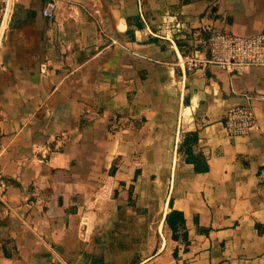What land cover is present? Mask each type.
<instances>
[{
    "label": "crops",
    "instance_id": "1",
    "mask_svg": "<svg viewBox=\"0 0 264 264\" xmlns=\"http://www.w3.org/2000/svg\"><path fill=\"white\" fill-rule=\"evenodd\" d=\"M48 1L0 0V264H264V66L179 63L264 0ZM238 105L258 133L227 134Z\"/></svg>",
    "mask_w": 264,
    "mask_h": 264
},
{
    "label": "built area",
    "instance_id": "2",
    "mask_svg": "<svg viewBox=\"0 0 264 264\" xmlns=\"http://www.w3.org/2000/svg\"><path fill=\"white\" fill-rule=\"evenodd\" d=\"M56 6L55 0H49L43 9V14L52 16ZM12 7L13 0H4L3 11H6L7 18L11 14ZM179 63L187 72L216 65L231 74L242 75L252 66H264V32L251 36L214 32L207 40L205 51H195L182 56ZM259 98L264 100V94H260ZM224 127L230 137L258 133L261 129L251 105H238L226 110ZM1 187H5L4 182H1Z\"/></svg>",
    "mask_w": 264,
    "mask_h": 264
},
{
    "label": "trees",
    "instance_id": "3",
    "mask_svg": "<svg viewBox=\"0 0 264 264\" xmlns=\"http://www.w3.org/2000/svg\"><path fill=\"white\" fill-rule=\"evenodd\" d=\"M197 141V133H189V135H186L185 142L181 149L184 150V152L188 156H190L192 154L193 147L196 145ZM202 162H204V159L201 156L194 159V163L196 164L197 169H200L198 165ZM207 168V164L204 165L203 169ZM170 206H172V200L170 201ZM166 222L173 232V239H178L180 231L186 226V220L183 212L172 209V211H170L166 216Z\"/></svg>",
    "mask_w": 264,
    "mask_h": 264
},
{
    "label": "bare ground",
    "instance_id": "4",
    "mask_svg": "<svg viewBox=\"0 0 264 264\" xmlns=\"http://www.w3.org/2000/svg\"><path fill=\"white\" fill-rule=\"evenodd\" d=\"M3 16H4L5 19L7 18V13H6V11H3Z\"/></svg>",
    "mask_w": 264,
    "mask_h": 264
}]
</instances>
